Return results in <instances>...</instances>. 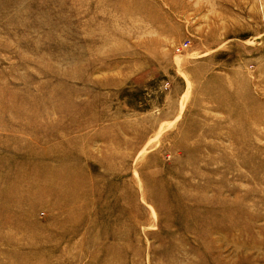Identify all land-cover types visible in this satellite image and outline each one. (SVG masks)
Returning a JSON list of instances; mask_svg holds the SVG:
<instances>
[{"label": "rangeland", "instance_id": "obj_1", "mask_svg": "<svg viewBox=\"0 0 264 264\" xmlns=\"http://www.w3.org/2000/svg\"><path fill=\"white\" fill-rule=\"evenodd\" d=\"M0 264H264V0H0Z\"/></svg>", "mask_w": 264, "mask_h": 264}, {"label": "built area", "instance_id": "obj_2", "mask_svg": "<svg viewBox=\"0 0 264 264\" xmlns=\"http://www.w3.org/2000/svg\"><path fill=\"white\" fill-rule=\"evenodd\" d=\"M180 50H181V48H180V47H178V48H177V51H180Z\"/></svg>", "mask_w": 264, "mask_h": 264}]
</instances>
